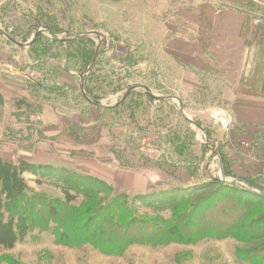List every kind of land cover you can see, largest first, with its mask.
<instances>
[{"label":"rangeland","instance_id":"obj_1","mask_svg":"<svg viewBox=\"0 0 264 264\" xmlns=\"http://www.w3.org/2000/svg\"><path fill=\"white\" fill-rule=\"evenodd\" d=\"M232 1L235 6L248 11L250 16L264 21V0ZM180 4H185V8ZM192 4V0H0V26L19 41L29 39V42L34 36L29 23L38 15H44L42 19L46 23L80 32V37H90L88 41L81 42L82 45L78 42L69 50H64L67 46L51 41L52 35L43 31L45 35L40 36L33 46L30 45L26 54L20 50L21 68L31 76V79L27 78L29 83L24 85L31 96L20 101L23 110L20 116L26 119L29 115L35 116L39 127L43 105L47 102L68 113L70 118L80 115V128L85 129L83 144L86 147L99 145L102 161L107 162L111 158L123 171L133 175L146 172L155 177L157 184L148 187L155 192L151 198H135L138 190L123 193L128 196L126 205L132 207L136 218L147 222V234L164 228L158 221L169 218L172 207L182 203L194 205L199 196L217 187L207 184L193 186L195 180L217 179L224 182L219 179L222 178V166L225 168V157L229 164L226 163L227 175L224 170V177L234 189L226 192V200L218 203L214 200L215 213L226 217H220L219 227L234 226L231 220L241 218L236 227L243 223V226L260 235L253 239H249L248 235L230 236L189 244L171 243L163 247L134 244L121 255L104 254L89 240H94L92 236L96 228L100 233L108 229L98 227V218L94 220L92 217L96 210L105 208L114 196L121 193L114 189V192L87 200L83 195L87 188L66 178L65 174L53 169L48 172L35 170L23 156L17 155L11 160L2 156V160L20 175L15 191L36 192L51 199H65L68 195L76 207L84 204L88 211L78 220L77 227L87 231L85 236L88 240L75 246L57 245L54 229L58 227L27 229L24 225L23 230H19L8 244L0 242V264H258L255 260L259 257L255 255H259L257 251L264 250V200L254 196L250 198L240 189L254 190L249 180L255 177L253 175L261 174V186L255 187L264 190V166L258 161V155L263 157L264 147L257 139H240L242 130L232 124L216 91L209 89L207 93L208 89L203 85L187 97L190 94L185 90L186 96L183 95V90L175 85L179 64L186 66V59L173 55L166 38L172 37V32L168 31L172 29V16L181 10H190ZM164 23L170 25V29ZM71 35L63 32L58 39L66 37L68 41L73 39ZM94 44L97 49L107 52L92 74L83 77L81 71L84 64L80 62V57L77 59V54L80 48L90 50ZM53 49H63L76 59L64 62L65 57L61 53L48 55ZM42 54L46 62L38 63ZM135 85L146 87L150 93L144 87L138 88L133 90L125 104L119 105L126 87ZM67 87H71V91L56 93V90ZM96 99L100 106L94 105ZM115 106L118 107L116 110H108ZM215 109L224 110L225 115L219 116ZM21 122L28 124L24 120ZM25 130L29 127L25 126ZM247 142L249 147L244 146ZM5 186H12L9 179ZM161 189L170 193L176 191L179 196L175 198L157 193ZM0 196L3 209L10 194L5 192ZM206 206L205 203L203 208ZM209 207L213 209L212 205ZM192 215L191 219L195 221L197 215ZM1 218L9 219L7 213L0 214ZM198 218L204 219L201 215ZM191 219L183 227H194ZM9 229L0 230V241L6 238L5 235L8 238L11 236Z\"/></svg>","mask_w":264,"mask_h":264},{"label":"crops","instance_id":"obj_2","mask_svg":"<svg viewBox=\"0 0 264 264\" xmlns=\"http://www.w3.org/2000/svg\"><path fill=\"white\" fill-rule=\"evenodd\" d=\"M192 1L190 10H181L172 16V29L164 23L172 32V37L165 38L173 55L186 59V66L179 64L175 85L183 90V95L186 90L190 94L187 97L203 85L207 93L209 89L216 91L232 124L242 130L240 139L256 138L264 147V21L250 16L232 0ZM29 42L22 43L26 45L22 48L0 33L1 158L11 160L18 155L30 163L74 167L113 185L118 193L138 190L143 194L150 185L157 184V179L146 172L133 175L121 170L111 158L102 161L99 145L86 147L80 115L74 116L78 120L75 121L47 102L43 105L39 127L35 116L29 115L28 119L20 116L23 113L20 101L31 96L24 88L31 76L21 68L20 56V50L26 54ZM31 119L35 121L31 123ZM23 120L28 124L24 125ZM31 124H34L32 128ZM244 146L249 147L250 143ZM258 156L264 166V154Z\"/></svg>","mask_w":264,"mask_h":264},{"label":"trees","instance_id":"obj_3","mask_svg":"<svg viewBox=\"0 0 264 264\" xmlns=\"http://www.w3.org/2000/svg\"><path fill=\"white\" fill-rule=\"evenodd\" d=\"M42 18L44 19V15L42 17H39L38 15L33 19V21L29 23V27L30 29H32L31 32L32 34H34V37L35 34L38 33L35 38L33 37L34 39L30 44L31 46H33V44H35L39 40L40 36L45 35L43 31H47L52 35L51 41H54L55 43L60 44L64 47L67 46L66 48H64V50H69L71 45L74 46L78 42H80V45H82L81 42L88 41V38H90L89 35H83L82 37H80V32L65 29L62 26H58L54 23H46V21H44ZM40 28H43L44 30L40 31ZM5 32L14 41L26 43L29 40L19 41L7 30H5ZM63 32L66 35H71V33L74 32L73 35L70 36V38L73 39H70L68 41L66 37L58 39V36ZM76 35L79 36L76 38L74 37ZM75 47H77V49L79 48L78 46ZM96 47V44H94L93 48L90 47V50H88L87 48H80V53L77 54V59L80 57V62L84 64V68L81 71V75L83 77L92 74L101 57H104L105 53L107 52V50L97 49ZM49 53L50 55H53L54 53H61L65 57L64 62L76 59L75 56L70 57L71 55H69V53L67 54L66 51H63V49H53L48 52V55ZM48 55L46 56L49 58ZM37 62L45 63V55L42 54ZM114 68L115 65L112 64V69ZM127 90L128 88L126 87L125 91ZM68 91H71V87L63 88L62 90H56V93L61 94ZM132 93L133 91L128 94L126 99H128ZM124 95L122 96L119 105H123L127 101L126 99H124ZM149 97L152 98L151 96ZM94 102H98V99H96V101ZM117 108L118 107L115 106L112 108H108V110H116ZM224 159L226 160V163L229 164L227 158L224 157L223 160ZM226 163L224 161L225 175H227ZM29 165L32 168H35V170L38 169L41 172L57 170V172L65 174L64 176H66V178H71L72 180L76 181V183H80V185L84 186L88 190L83 194L87 200H93L96 196L107 192H114V187L106 181L90 174L73 170L66 166L64 167L53 164L35 163H31ZM259 178H262V175H256L249 180V185L254 190L257 189L255 186H261L262 182ZM8 179L10 180L12 186L6 188L5 182ZM19 181L20 175L19 173H17V170L15 168H12L10 164L3 161L0 157V183L2 185L0 187V194L5 192L8 195L10 194V198L8 199V201H6L5 207L3 209L1 208L2 206L0 196V214L4 213L5 215L7 213L9 217L8 220H3V218L0 219V230L9 227V231L11 234L9 238L5 235L6 238L0 241L2 244H8V241L11 238H15L17 232L19 230H23L21 228L25 226V228L27 229L37 228L36 226H39L41 228H44L45 230H48L49 227H58L57 229H54V237L57 245L75 246L77 244L85 243L88 240L85 236L87 231L85 229H79L77 227L78 220L81 219V217H83L88 211L84 204L76 207L71 203L72 201L69 199L68 195L65 196V199H51L46 196L39 195L36 192L27 194V192H25L24 190L15 191L17 190L15 189V186L17 187L19 185ZM202 184H207L210 186L216 185L217 187L214 190L208 192V194L199 196L194 205H190V203H182L177 205L176 208L172 207L170 209L172 212L171 216L167 219H160V221H158L160 223V227L164 226V228L161 231L157 228L156 230L152 231V234L146 233L147 222L141 219H137L131 211L132 207L126 205V199L128 198L126 194L128 193H121L114 196L109 205H107L105 208L96 210V214L92 217L94 218V220L96 219V217L98 218V227H102L104 230L108 229L110 233H108V230L100 233L96 228L94 230V236H92L94 240H89V242H91L94 247L99 249L104 254L121 255L134 244L163 247L171 243L189 244L193 242H202L208 239H223L230 236L241 237L248 235L249 239H253L260 235V233L254 232L243 226V223H241L240 226L238 225L236 227L235 225L242 221L241 218L240 220H231L233 221L234 226L228 225L225 227L221 224L222 226L219 227L220 217H226L224 214L217 215L215 213L214 204L222 201L223 199L226 200L228 197L226 195V192H231V189L233 187L230 183L227 182H215L214 180L206 179H203L202 181L195 180L193 186H200ZM206 187L208 188V186ZM205 188H200V190H203ZM260 189H257V191L264 193V190ZM149 191L150 190L148 189L143 194H136L135 198H151V195H153L155 192ZM240 191L250 198L251 196H254L264 200V196L255 194L250 189L245 188L240 189ZM175 192L176 191H173V193L167 192V189H161L157 191V193L159 194L164 193L169 197L175 196V198H178L177 196L179 195H176ZM214 200H216V203H214ZM121 202H123V204ZM205 203L207 204V206L203 208ZM210 205L213 206L212 210H210ZM206 209L210 210L209 212H207L208 217L206 216L207 213H202ZM200 210L201 212L198 214ZM192 214L197 215V218H194L195 221L191 219V216H194ZM211 214L213 216L210 217L209 215ZM199 215H201V217L204 219H199ZM89 218L88 220L90 221L91 219ZM190 219V223L192 224V226L194 225V227H183L184 223L186 221L189 222ZM134 230H136V232L132 233ZM3 234L4 233H2V235ZM149 235H151V237H148ZM257 253L259 255H255V257H259V259H256L255 261L258 264H264V250H259L257 251Z\"/></svg>","mask_w":264,"mask_h":264},{"label":"water","instance_id":"obj_4","mask_svg":"<svg viewBox=\"0 0 264 264\" xmlns=\"http://www.w3.org/2000/svg\"><path fill=\"white\" fill-rule=\"evenodd\" d=\"M0 33L2 34V35H4L5 36V38H7L10 42H12L14 45H17V46H19V47H25L26 45H24V44H22V43H19V42H17V41H14V40H12L11 39V37L0 27ZM37 34L38 33H36L35 34V37L37 36ZM79 35H77L76 36V38L78 37ZM34 37V38H35ZM33 41V40H32ZM31 41V42H32ZM31 42H29L28 43V45H30L31 44ZM144 86H141V85H135V86H131V87H129L128 88V90L126 91V93H125V95H124V99H126V97L128 96V94L131 92V91H133V90H137L138 88H143ZM145 88V90L148 92V93H150V90L149 89H147L146 87H144ZM82 89H84V88H82ZM159 100H164V98H159ZM90 101V100H89ZM94 105H96V106H100V103L99 102H94ZM215 113H217L219 116H224L225 115V112H224V110H221V109H215ZM219 180H221V181H224V182H227V183H230L228 180H226V178L224 177V169H223V166H222V178L221 179H219ZM215 182H218V180L216 179L215 180ZM251 190V189H250ZM253 193H255V194H258V195H262V196H264V193H260V192H258V191H255V190H251Z\"/></svg>","mask_w":264,"mask_h":264},{"label":"built area","instance_id":"obj_5","mask_svg":"<svg viewBox=\"0 0 264 264\" xmlns=\"http://www.w3.org/2000/svg\"><path fill=\"white\" fill-rule=\"evenodd\" d=\"M258 23H259V24H261V23H262V21H261V20H259V21H258ZM39 30H44V29H43V28H40Z\"/></svg>","mask_w":264,"mask_h":264}]
</instances>
